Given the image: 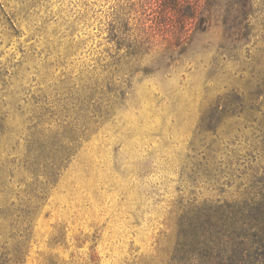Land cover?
I'll return each mask as SVG.
<instances>
[{"label":"rangeland","instance_id":"1","mask_svg":"<svg viewBox=\"0 0 264 264\" xmlns=\"http://www.w3.org/2000/svg\"><path fill=\"white\" fill-rule=\"evenodd\" d=\"M256 1L181 44L160 0H0V264H168L184 205L262 173ZM233 92L258 107L203 129Z\"/></svg>","mask_w":264,"mask_h":264},{"label":"trees","instance_id":"2","mask_svg":"<svg viewBox=\"0 0 264 264\" xmlns=\"http://www.w3.org/2000/svg\"><path fill=\"white\" fill-rule=\"evenodd\" d=\"M160 1L166 17L181 25L177 36L181 44L189 43L193 33L207 31L216 15H221L224 37L235 43L246 40L257 3L256 0ZM193 25L195 28L191 30ZM255 102L259 103L244 92L229 93L202 118L201 126L215 130L224 114L253 110L258 107ZM66 152H54L51 168L59 169L56 164L66 159ZM262 169L261 174L256 169L247 182L237 185L236 198L194 200L184 205L168 264H264V166Z\"/></svg>","mask_w":264,"mask_h":264}]
</instances>
